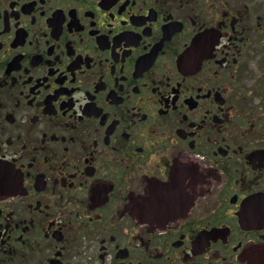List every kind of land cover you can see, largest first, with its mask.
Wrapping results in <instances>:
<instances>
[{
	"label": "flooded vegetation",
	"instance_id": "1",
	"mask_svg": "<svg viewBox=\"0 0 264 264\" xmlns=\"http://www.w3.org/2000/svg\"><path fill=\"white\" fill-rule=\"evenodd\" d=\"M0 264H264V0H0Z\"/></svg>",
	"mask_w": 264,
	"mask_h": 264
}]
</instances>
